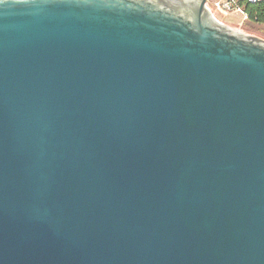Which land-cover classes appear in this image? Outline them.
I'll list each match as a JSON object with an SVG mask.
<instances>
[{
    "label": "water",
    "instance_id": "obj_1",
    "mask_svg": "<svg viewBox=\"0 0 264 264\" xmlns=\"http://www.w3.org/2000/svg\"><path fill=\"white\" fill-rule=\"evenodd\" d=\"M207 3L0 0V264H264V40Z\"/></svg>",
    "mask_w": 264,
    "mask_h": 264
},
{
    "label": "built area",
    "instance_id": "obj_2",
    "mask_svg": "<svg viewBox=\"0 0 264 264\" xmlns=\"http://www.w3.org/2000/svg\"><path fill=\"white\" fill-rule=\"evenodd\" d=\"M244 0H208L206 4V9L211 13V15L216 19V13H223L226 15H236L241 14L244 20L248 17L244 12V8L241 5ZM251 3H255L258 0H246Z\"/></svg>",
    "mask_w": 264,
    "mask_h": 264
},
{
    "label": "rangeland",
    "instance_id": "obj_3",
    "mask_svg": "<svg viewBox=\"0 0 264 264\" xmlns=\"http://www.w3.org/2000/svg\"><path fill=\"white\" fill-rule=\"evenodd\" d=\"M215 17L220 23L237 28L243 32L257 35L264 40V26H253L247 20L243 19L241 14L226 15L223 13H216Z\"/></svg>",
    "mask_w": 264,
    "mask_h": 264
},
{
    "label": "trees",
    "instance_id": "obj_4",
    "mask_svg": "<svg viewBox=\"0 0 264 264\" xmlns=\"http://www.w3.org/2000/svg\"><path fill=\"white\" fill-rule=\"evenodd\" d=\"M241 5L247 15V21L253 26H264V0L255 3L242 1Z\"/></svg>",
    "mask_w": 264,
    "mask_h": 264
}]
</instances>
